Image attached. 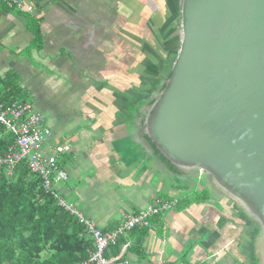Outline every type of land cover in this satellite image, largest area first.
Returning a JSON list of instances; mask_svg holds the SVG:
<instances>
[{
    "label": "crops",
    "instance_id": "1",
    "mask_svg": "<svg viewBox=\"0 0 264 264\" xmlns=\"http://www.w3.org/2000/svg\"><path fill=\"white\" fill-rule=\"evenodd\" d=\"M0 0V97L46 120L68 144L55 185L102 231L157 201L178 204L127 232L108 259L132 264H256L254 225L210 182H183L137 143L138 107L168 72L178 0ZM33 8V10H30ZM11 86V87H8ZM192 181V182H191Z\"/></svg>",
    "mask_w": 264,
    "mask_h": 264
},
{
    "label": "water",
    "instance_id": "2",
    "mask_svg": "<svg viewBox=\"0 0 264 264\" xmlns=\"http://www.w3.org/2000/svg\"><path fill=\"white\" fill-rule=\"evenodd\" d=\"M176 21L137 143L178 180L207 175L254 225L264 264V0H178Z\"/></svg>",
    "mask_w": 264,
    "mask_h": 264
},
{
    "label": "trees",
    "instance_id": "3",
    "mask_svg": "<svg viewBox=\"0 0 264 264\" xmlns=\"http://www.w3.org/2000/svg\"><path fill=\"white\" fill-rule=\"evenodd\" d=\"M17 90L8 89L0 103H18ZM14 142L12 133L0 125V157ZM9 171L7 165L0 167V264H76L87 259L95 250L93 238L45 190L41 177L25 162Z\"/></svg>",
    "mask_w": 264,
    "mask_h": 264
},
{
    "label": "built area",
    "instance_id": "4",
    "mask_svg": "<svg viewBox=\"0 0 264 264\" xmlns=\"http://www.w3.org/2000/svg\"><path fill=\"white\" fill-rule=\"evenodd\" d=\"M3 2L14 9L20 8L23 4L22 0H3ZM0 125L15 137L14 144L3 157H0V167L7 165L10 168V175L17 164L25 162L30 172L41 177L45 190L58 199L59 206L77 218L93 238L95 250L89 254L87 259L76 264H132L122 258L108 259L105 253L117 245L120 238L127 232L138 228H150L153 219L178 204V200L157 201L140 212L129 215L118 229L104 232L55 189L56 184L67 183L70 180L61 162L64 156L71 153L72 149L70 145L64 144L54 146L50 151H44L46 145L54 137V133L46 125L45 118L33 110L29 104L4 105L0 103Z\"/></svg>",
    "mask_w": 264,
    "mask_h": 264
},
{
    "label": "rangeland",
    "instance_id": "5",
    "mask_svg": "<svg viewBox=\"0 0 264 264\" xmlns=\"http://www.w3.org/2000/svg\"><path fill=\"white\" fill-rule=\"evenodd\" d=\"M207 180V175L204 174L203 181L205 182ZM202 183V179L199 177L196 181L197 185H200ZM112 248V247H111Z\"/></svg>",
    "mask_w": 264,
    "mask_h": 264
}]
</instances>
